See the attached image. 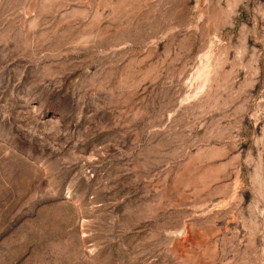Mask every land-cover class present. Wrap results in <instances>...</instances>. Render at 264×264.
Masks as SVG:
<instances>
[{
  "label": "rangeland",
  "instance_id": "obj_1",
  "mask_svg": "<svg viewBox=\"0 0 264 264\" xmlns=\"http://www.w3.org/2000/svg\"><path fill=\"white\" fill-rule=\"evenodd\" d=\"M0 264H264V0H0Z\"/></svg>",
  "mask_w": 264,
  "mask_h": 264
}]
</instances>
